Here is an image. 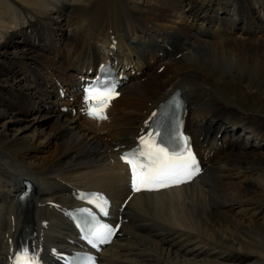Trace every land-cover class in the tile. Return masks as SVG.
<instances>
[{"label":"bare ground","instance_id":"obj_1","mask_svg":"<svg viewBox=\"0 0 264 264\" xmlns=\"http://www.w3.org/2000/svg\"><path fill=\"white\" fill-rule=\"evenodd\" d=\"M179 1L162 0L159 6L139 10L130 8L128 0H0V56L4 60H0L2 258L12 251L27 221L33 224L42 242L66 243L70 228L60 208L80 205L74 199V188L104 191L117 203L122 200L127 192V179L117 154L135 143L151 111L175 88L184 90L188 113H195L192 105L197 106V114H208L198 123L196 131L202 142H206L214 130V136L220 131L223 136L227 135L226 127L223 130L215 128V124L223 123L238 125L244 133L250 131L255 139L264 140V36H255L256 32L264 33V24L255 16L251 0H181L189 7L186 13L191 21L187 24L169 20L173 13L182 9ZM63 2L82 11L70 21L79 24L87 20L94 31L64 37V40L69 39L72 49L64 63L80 74L78 83L83 69L94 68L108 53V56L115 55L121 64L117 50L122 46L131 51L126 54L127 62L133 61L130 54L134 50L124 44L121 33L124 27L133 36L143 32L146 39H138V42L143 45L144 52L148 51L156 59L154 50L161 43L147 32L160 30L157 26L167 27L168 32L162 29L159 38L163 45L173 48V53H180L166 66L162 65V73L167 68L170 72L164 80H159L158 72L153 71L129 88L120 89V96L108 110L112 121L109 125L106 121L96 122L78 116L67 119L68 113L47 100L50 94L56 96L55 83L51 84L53 90L37 88L34 92H25L30 86L22 81L38 71L42 62L48 67L53 64L56 71L61 68V64L58 66L43 59L36 50L37 45L41 46V20L51 13H62L60 3ZM233 3L237 17L228 15L225 18L220 11ZM88 11L85 18L83 13ZM198 20L202 23H196ZM26 28L36 32L37 45ZM235 32L242 37L234 36ZM18 37L23 38L22 42L16 41ZM89 37H101L102 46L107 48L106 56L89 43ZM114 41H117V50L111 45ZM19 43L26 48H19ZM9 45L16 49L13 56L7 55ZM205 60L212 63L206 65ZM17 63H21V71L13 69ZM38 79L37 86L42 84ZM75 81L73 78L67 83ZM229 93L259 101L263 116L239 113L225 100ZM37 98L39 105L29 106ZM46 113L53 121L49 125L41 124V115ZM6 117L10 121L3 120ZM188 121L194 119L188 115ZM9 122L16 124L18 130L31 129V137L18 133L9 138ZM37 131L42 134V140L52 137L51 141L56 142L41 161L34 163L35 140L40 142L41 139L35 138ZM249 140L240 135L237 139L224 140V145L212 147L214 151L202 148L207 155L203 157L204 171L188 184L133 195L123 211L125 218L120 236L103 249L101 264H264V223L257 220L258 215L264 214V203L246 201L254 187L252 181L226 180L239 168L247 169L250 178L264 174V150L263 153L251 152L253 146ZM221 161L225 167L216 166ZM24 180H30L34 190L22 205L18 193ZM238 203L251 207L241 215L233 214L231 206ZM45 246L46 249V243Z\"/></svg>","mask_w":264,"mask_h":264},{"label":"rangeland","instance_id":"obj_2","mask_svg":"<svg viewBox=\"0 0 264 264\" xmlns=\"http://www.w3.org/2000/svg\"><path fill=\"white\" fill-rule=\"evenodd\" d=\"M128 1H129L128 2V6L130 8H132V9L138 8L139 10H148L150 7L153 8V5L159 6L160 3H162L161 2L162 0H156L157 2L156 1L153 2L151 0H149V1H145V0H128ZM254 1L255 0H252V4L254 3ZM179 5L182 7V9L180 8L179 9L180 11L178 10L176 13H173V17L172 18L170 17L169 20L171 22H176L178 24L179 23L180 24H184V23L187 24V23L190 22V17H188V15L186 13L189 7H188V5L185 2H183V1L181 2V0L179 1ZM60 7L63 9L62 10V13H51V15L49 14V17H45V18H43L41 20L42 22H41L40 25H42V26L39 29L40 32L42 33V38L40 40L41 46L40 45H37V43H39V40H38V38H35V33L36 32L35 31L31 32V29L30 28H26V30H25L27 32V34L32 37V40L35 42V45H37L39 47L36 50L37 54L43 56L44 57L43 59L50 60L52 63H57L56 65H59L58 63H62L61 61H59L60 60V57H62V56L69 57L72 54L71 44H69V41H68L69 39L68 40H66V39L64 40V37L66 35H67L66 38H68L71 35H74V33H77L76 35H78L80 33L87 34V33L94 32L92 30V28H91V25L88 24V21L87 20L80 21L79 24H76V23L70 21L71 19L74 18V16L76 17V16L82 14V11H79V9L75 5L74 6L73 5L67 6L65 4V2H63V3H60ZM79 13H81V14H79ZM74 14H76V15H74ZM83 14L86 15L85 16V18H86L87 15L89 14V11L86 12V13H83ZM79 25L81 26L80 28L78 27ZM163 28L164 27L157 26L156 29H160V30H158L159 33H160L163 30H165ZM124 29H126V28L124 27ZM124 29L121 31V33H123V34L126 35L127 31L124 30ZM166 29L168 30L167 27H166ZM149 32H151V30H149ZM138 34L140 36L142 35V33H138ZM16 39H17L16 40L17 42L18 41L22 42V40H23L22 37H18ZM96 39H99V41L96 40ZM100 39H101V37L100 38L89 37V40H90L89 42L91 44H93V46H95V48H97L99 50V52H106L105 51V48H104V45L102 46L103 43L100 41ZM66 41H68V42H66ZM21 44L19 43V48H22L23 47V49H25L26 47L25 46H22L21 47ZM44 45H47V46L44 47ZM138 47H141L140 44L138 45ZM15 51H16V49L12 45H9L7 47V52H8L7 55H12L13 56L14 53H15ZM69 51H71V52H69ZM0 60L4 61L3 58H1V56H0ZM23 61H25V60H23ZM209 62L212 63V61L205 60L206 65H208ZM42 63L43 64H40L38 66V71H36V72L34 71L35 73H34L33 76H31L32 77L31 79H27L26 78L27 80H25V82L22 81V83H24L26 86H30L28 89H25V92L28 93L30 91H32V92L36 91L37 88H39L40 86L39 87H36V88L34 87L35 84H36V82L34 81V79H38L39 76H41V77L44 76L43 77L44 79H45V77L48 78V79H50L49 78L50 77V74H49L50 72H53L54 71V72H56V74H59V76H61L64 79H67L69 77V75H73L72 72L69 71V68H65V65H62L61 69H59L60 70V72H59V71H55L53 64H50L49 67H46L47 65L44 64L45 62H42ZM19 65H21V63H19V64L17 63L16 65H14L13 66V69H15L16 71H21V69H20L21 66H19ZM167 66H169V65H167ZM154 69H155V67H154ZM159 71L160 72L157 73L158 76H160V77H158L159 80H164V77H167L170 74L168 68L166 70H163V73H162L161 70H159ZM20 76H21V78L23 77V75H20ZM130 83H131V81H129L127 83V85H129ZM44 86H43V89H44ZM221 86H223V85H221ZM127 87L129 88V86H126V89H127ZM45 88H48V87H45ZM190 90L192 91V88ZM222 91H224V90H222ZM225 96H226L225 97V100L226 101H229L232 104V106L235 109H237V111L239 113L244 114V115H248L249 114V115H254V116H259V117L263 116L260 113V111H261L260 110L261 103H259V101H256L254 98H249V99L248 98L247 99L245 98L244 99L242 97H236V96H234L233 93L226 94ZM37 100L39 101V99L37 98L36 101H33V102L29 103V106L30 105L31 106H37V104H38ZM117 106L119 108H121L122 105H117ZM118 107H116V108H118ZM191 107L195 111V113H192L191 112V116H192L191 119L193 118L195 121L199 120L198 122H201L204 117H207L208 116V114H206V113H204L205 115L197 114L196 113L197 106L194 107V106L191 105ZM26 108H27V106H25L24 109H26ZM34 115L38 116V114H36V113H34ZM41 116L43 117V120L41 121V124L42 123H46L47 125H49V124L53 123V121H52V119H50V117L47 118V113L44 114V115H41ZM66 118L69 119V120L75 119L73 115H67ZM3 120L10 121L9 120V117H6ZM17 128H18V126L16 124H13L12 122L10 124H8V126H7V133L9 134V138L10 137L11 138L14 137L12 134L15 135V134H18V133H21L23 135H27L29 138L31 137V134H32V130L31 129H29V130L28 129L18 130ZM46 129H47V131H49L50 130L49 126H46ZM249 132H247L242 137V138L250 139L249 140L250 141L249 144H252L253 148L251 147V149L250 148L249 149L251 150V152H259V153L262 152L264 150L263 149L264 140L262 141L260 138L255 139V136L253 134L249 133ZM38 136L41 139H39L40 142L37 141V140H35V142H37V143L39 142V143L38 144L37 143L35 144V150H34V153H33V155L35 156V158H32V162H34V163L37 162V161L38 162L41 161V157L47 155L51 151V149L53 148L51 145H54V143L56 142V141H51L52 140L51 139L52 137H48V138L42 140V137L43 136H42L41 133H39V131L36 132L35 138H38ZM248 146H250V145H248ZM224 165L225 164H223V161H221L216 166L217 167H225ZM242 169L243 168H239V169L234 170L235 173L232 176L227 177L226 180L227 181H232V182L236 181L238 183L239 182H242L244 179H245L244 181H247V182L248 181H252V183H253L252 185H254V187L247 194L246 201L247 202H259L260 201L261 203H264V174H260L259 176L256 175V177L254 175L253 178L252 177L250 178V176H249V174L247 172V169H244V170H242ZM219 171H221V170H219ZM246 201H243V202H246ZM250 207L251 206H248L247 204L242 205V203H238V204L232 205L231 206V210H232V213L233 214L235 213V214L241 215L242 212H247V210H249ZM250 211L252 212V210H250ZM262 214L257 216V220L259 222L264 223V217H263L264 214L263 215Z\"/></svg>","mask_w":264,"mask_h":264},{"label":"snow or ice","instance_id":"obj_3","mask_svg":"<svg viewBox=\"0 0 264 264\" xmlns=\"http://www.w3.org/2000/svg\"><path fill=\"white\" fill-rule=\"evenodd\" d=\"M114 95L112 88L103 85L90 88L86 94V102L91 101L93 103L89 104L88 115L97 119H106L104 110ZM156 137H159V141ZM141 144L143 148L139 152H133L131 158H123L132 166L136 190H139L140 185L159 184L166 186L169 179L179 183L181 182L179 179L181 174L190 178L194 171L198 170L193 168L196 162L190 153L184 156L179 152H169L168 147L165 146L164 134L161 132L160 126L156 128L154 133L150 132L147 137H142ZM139 157H144V161L137 163ZM138 168L143 171H138ZM95 235L97 238H102V231L98 230ZM16 264H36V262L34 258L29 257L27 250H25L17 259Z\"/></svg>","mask_w":264,"mask_h":264}]
</instances>
